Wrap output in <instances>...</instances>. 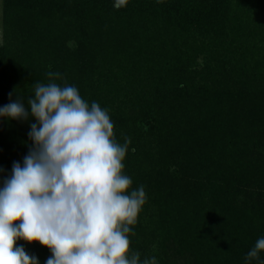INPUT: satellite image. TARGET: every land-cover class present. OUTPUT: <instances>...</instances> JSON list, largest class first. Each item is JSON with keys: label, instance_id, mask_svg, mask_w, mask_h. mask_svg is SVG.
<instances>
[{"label": "trees", "instance_id": "16d2710c", "mask_svg": "<svg viewBox=\"0 0 264 264\" xmlns=\"http://www.w3.org/2000/svg\"><path fill=\"white\" fill-rule=\"evenodd\" d=\"M4 33L0 107L27 106L58 72L107 109L117 142L130 139L123 173L146 203L129 254L245 264L264 237V0H4ZM31 123L0 118L2 182ZM16 243L41 264L52 256Z\"/></svg>", "mask_w": 264, "mask_h": 264}, {"label": "clouds", "instance_id": "9594fccd", "mask_svg": "<svg viewBox=\"0 0 264 264\" xmlns=\"http://www.w3.org/2000/svg\"><path fill=\"white\" fill-rule=\"evenodd\" d=\"M128 3L113 0V7ZM48 76L49 83L35 85L27 106L18 98L0 107V118L36 121L28 154L22 164L13 162L0 187V264H41L17 245L20 239L51 250L44 264H158L156 257L129 254V225L146 203L144 187L129 191L133 181L123 173L130 139L117 142L107 109L89 105L77 87L56 83L60 73ZM261 251L264 237L245 264L259 261Z\"/></svg>", "mask_w": 264, "mask_h": 264}, {"label": "rangeland", "instance_id": "374dc122", "mask_svg": "<svg viewBox=\"0 0 264 264\" xmlns=\"http://www.w3.org/2000/svg\"><path fill=\"white\" fill-rule=\"evenodd\" d=\"M5 33H4V0H0V47L4 44ZM2 184L0 175V187Z\"/></svg>", "mask_w": 264, "mask_h": 264}]
</instances>
